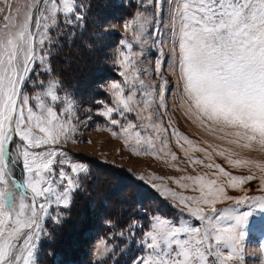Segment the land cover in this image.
Wrapping results in <instances>:
<instances>
[{
  "label": "snow or ice",
  "instance_id": "obj_1",
  "mask_svg": "<svg viewBox=\"0 0 264 264\" xmlns=\"http://www.w3.org/2000/svg\"><path fill=\"white\" fill-rule=\"evenodd\" d=\"M3 5L0 264H38L40 243L51 235L46 221L62 223L90 175L88 162L74 160L61 147L76 142L77 105L67 91L59 94L62 81L53 75L51 58L62 35L60 24L82 28L92 4L26 0L14 8L13 0H3ZM139 7L142 10L123 23L125 37L110 61L122 79L103 89L110 100L96 102L97 115L137 155L177 161L170 146L174 141L187 164L217 171L212 173L216 179L204 173L175 181L196 195L151 185L171 201L176 218L152 214L147 228L140 221L131 222L129 233L134 235L137 228L142 233L137 241L142 254L133 264H233L242 259L241 244L253 211H264V196L228 195L226 187L240 188L257 177L232 175L213 162V154L233 167L259 170L262 186L264 162L239 158L232 147L208 141L206 147L200 146L175 126L168 96L173 97V108L216 140L264 153V0H141ZM133 42L139 51L133 50ZM149 49L155 59L142 67ZM34 72L49 79L32 80ZM166 72L175 78V91ZM29 83L41 90L27 94ZM57 104L62 105L59 112ZM195 152L204 158L193 156ZM220 177L227 179L220 182ZM223 200L237 206L255 203L253 210L242 212L238 207L218 209ZM108 255L107 247H98L95 264H104Z\"/></svg>",
  "mask_w": 264,
  "mask_h": 264
},
{
  "label": "rangeland",
  "instance_id": "obj_2",
  "mask_svg": "<svg viewBox=\"0 0 264 264\" xmlns=\"http://www.w3.org/2000/svg\"><path fill=\"white\" fill-rule=\"evenodd\" d=\"M25 2L26 0H13V7ZM140 2L141 0H91V11L87 14L81 29L95 26V33L90 32L86 37L72 35L73 32L80 30V27L73 28L63 23L59 26L62 31L58 45L61 54L63 55V49L68 48L69 43L73 41L75 43L72 56L60 55V59L57 58L61 60L60 62L53 59L55 54H59L55 51L51 58L53 75L58 76L62 81L59 94L62 96L67 91L77 105L76 118L73 120L77 128L74 134L76 142L62 144L61 147L68 151L74 160L88 162L90 175L83 181L81 190L75 194L71 210L65 212L62 223L56 225L51 220L46 221L47 231L51 235L43 238L40 243L37 253L38 264H51L52 261L50 262L48 258L52 260V256L57 259L60 256L54 251L57 247L65 245V252H68L70 248L67 247L81 244L79 248L72 247L82 250L83 254L78 257L80 262L70 261L66 264H95V250L98 247L109 249L104 264H133L136 256L142 254V249L137 243L142 233L137 228L134 230V235L130 234L128 228L131 222L140 221L147 228L148 217L152 214L176 218V210L171 206V201L162 195L161 189L153 188L151 185L166 186L185 195H196L197 193H193L190 189L180 188L175 181L186 175L204 173H207L209 178L216 179L212 176L216 169H206L201 165L193 167L187 164L186 158L174 141L170 146L177 154V161H170V158L160 159L151 154L137 155L124 145L122 139L113 136L105 119L97 115L96 102L110 100L103 89L111 82L122 79L118 74L119 69L110 61L119 46V41L125 37L123 23L131 19L137 11L142 10L139 7ZM98 3H100L98 15L95 19H91ZM3 6V0H0V7ZM52 35L55 37L56 33L53 32ZM83 45H87L88 50ZM81 46H83L82 50H77ZM133 50L139 51L135 42H133ZM148 51L150 54H146L143 58L142 67L148 66L149 62L155 59L154 50ZM64 59L69 65H64ZM166 75L170 76V88L175 91V78L171 77L170 72H166ZM48 79L49 76L44 73L39 76L35 72L32 74V80L47 81ZM40 90L39 87H32L31 83L25 88V92L29 95ZM168 102L175 126L200 146L206 147L204 141H208L222 147H232L233 151L239 154V158L264 162L262 152L229 146L205 133L203 129L184 117L181 110L172 107L174 103L172 95L168 96ZM55 107L59 112L62 105L57 104ZM86 109L92 111L87 112ZM129 119L134 117L130 116ZM113 130L118 131V129ZM192 155L204 158L203 153L195 152ZM94 160L105 166L96 164ZM213 162L220 164L225 171L234 176H248L255 173L257 177L244 182L240 188L226 187L228 195L264 196V186L259 181L261 175L259 170L243 166L233 167L223 157L215 154H213ZM170 163L177 167L170 166ZM16 176L18 179L21 178L19 171ZM226 179L220 177V182ZM107 184L110 185L106 186ZM254 203L237 206L234 201L223 200L217 203L216 207L218 209L238 207L242 212L253 210ZM70 217L76 219L75 225L69 226L70 224L67 223ZM249 221V227L241 244L242 259L237 258L233 264H264V211L254 210Z\"/></svg>",
  "mask_w": 264,
  "mask_h": 264
},
{
  "label": "trees",
  "instance_id": "obj_3",
  "mask_svg": "<svg viewBox=\"0 0 264 264\" xmlns=\"http://www.w3.org/2000/svg\"><path fill=\"white\" fill-rule=\"evenodd\" d=\"M126 6V5H125ZM99 8H100V3H98V4H96V12H95V14H92L91 15V19H95L96 18V16L98 15L97 13H98V11H99ZM90 19V20H91ZM90 32H93V33H95V26H92L91 28H88V27H85L84 29H81L80 28V30H78V31H76L75 32V35H76V37H86V35H88ZM74 41L73 42H71V44L69 43V45H68V48H66V47H64V49H63V55L61 54V51H60V46H58L57 48H56V52L57 53H59V54H55V56L53 57V59L54 60H57V61H61V60H58L57 58H59L60 59V55L61 56H64V57H66V56H72V51H73V46H74ZM73 44V45H72ZM83 46H85L86 48L88 47L87 45H83ZM83 46H81V47H79L77 50H82V48H83ZM85 49V48H84ZM87 50H88V48H87ZM66 59V58H65ZM65 59H64V65L65 64H68L69 65V62L68 63H66V61H65ZM64 75L66 76V73H64ZM63 78H64V76H63ZM67 78V77H66ZM69 80V79H68ZM71 80V79H70ZM94 162L96 163V164H98V165H102L101 163H99L98 161H95L94 160ZM102 166H105V165H102ZM113 168V167H112ZM113 169H115L116 171H119V169H116V168H113ZM111 183V182H110ZM110 185V184H109ZM108 184L106 185V186H109ZM121 201H123L122 199H121ZM121 201H119V202H121ZM117 202V201H116ZM124 202V201H123ZM118 204V203H117ZM122 204V203H121ZM120 204V205H121ZM110 206V205H109ZM70 212V211H69ZM71 218V217H70ZM67 219V223L68 224H70L69 226H72V225H75V223H76V219H74V218H71V219ZM80 224V223H79ZM88 226V225H87ZM87 228V227H86ZM85 228V229H86ZM83 237H85L84 235H83ZM82 239V238H81ZM65 244V243H64ZM82 245V244H81ZM81 245H78V246H75V245H72V246H70V247H67V248H70V250L67 252H65V248H64V246H62V247H57L54 251L57 253V254H59L60 256H58V258L57 259H55L54 258V256H52V260L51 259H49L48 258V260L51 262V264H57V263H60V264H66L67 262H70V261H72L73 263H79L80 262V260H79V258L78 257H80L81 256V254H83V253H81V251L82 250H80V249H73V248H79ZM73 247V248H72Z\"/></svg>",
  "mask_w": 264,
  "mask_h": 264
}]
</instances>
